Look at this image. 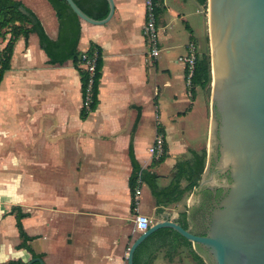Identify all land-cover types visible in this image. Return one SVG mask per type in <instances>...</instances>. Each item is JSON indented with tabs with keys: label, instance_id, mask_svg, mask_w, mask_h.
<instances>
[{
	"label": "crops",
	"instance_id": "0c3cea01",
	"mask_svg": "<svg viewBox=\"0 0 264 264\" xmlns=\"http://www.w3.org/2000/svg\"><path fill=\"white\" fill-rule=\"evenodd\" d=\"M21 1L56 38L54 9L42 0ZM113 2L105 22L80 19L79 50L95 43L102 58L98 103L85 117L80 116L81 81L72 61L49 63L34 32L27 41L23 36L14 40L10 65L0 79V192L4 193L0 262H26L32 257L26 248L17 247L21 238L14 207L28 212L21 218L32 236L28 243L43 253L45 264H127L128 248L141 233L126 221L135 208L148 215L150 225L165 218L179 221L185 210L189 227V200L185 209L167 211L165 205L156 204L144 181L140 199L131 209L128 144L132 137L140 165L156 172L157 183L163 186L159 184L163 176L177 170V160L199 143L195 137L201 139L208 132L209 107L205 99L197 105L198 87L191 91L186 86L184 64L177 60L190 36L199 37L203 18L196 0H156L160 52L148 59L143 0ZM9 37L10 32L0 36V50ZM155 112L160 115L159 126ZM158 128L164 134L166 156L154 164L156 157L148 148ZM40 200L59 205L32 208ZM70 201L76 202L75 211L67 209L65 203ZM54 216L57 225L49 221ZM194 251L201 255L192 241L174 239L172 234L149 264H197ZM149 253L143 245L138 264H144Z\"/></svg>",
	"mask_w": 264,
	"mask_h": 264
},
{
	"label": "water",
	"instance_id": "95a60500",
	"mask_svg": "<svg viewBox=\"0 0 264 264\" xmlns=\"http://www.w3.org/2000/svg\"><path fill=\"white\" fill-rule=\"evenodd\" d=\"M79 18L103 23L66 0ZM210 123L206 164L189 199V227L159 219L130 244L170 227L193 242L207 264H264V0H207ZM173 174V173H172ZM38 261L29 258L25 264Z\"/></svg>",
	"mask_w": 264,
	"mask_h": 264
},
{
	"label": "trees",
	"instance_id": "16d2710c",
	"mask_svg": "<svg viewBox=\"0 0 264 264\" xmlns=\"http://www.w3.org/2000/svg\"><path fill=\"white\" fill-rule=\"evenodd\" d=\"M58 20V31L56 38H51L44 30L38 15L21 0H0V36L6 32H10V37L5 46L0 50V79L5 69L10 65V60L13 52L14 40L23 36L27 41L29 34L34 32L38 36V44L44 50L48 59L47 61L52 64H61L65 60L70 59L73 65L78 69L81 81L82 97L85 94V89L89 82L88 72L79 66L80 53L78 48V40L80 37V19L78 15L72 10L66 0H47ZM76 4L89 16L94 18H103L109 11V4L107 0H74ZM155 10L157 9L156 0ZM199 4L206 5L207 0H196ZM186 28L192 32L190 26L186 23ZM193 39V36H190ZM96 48L97 57L95 61V70L92 76L91 88L92 98L90 101V109L86 110L81 106L80 116L85 117L90 111L94 110L98 103V83L100 78V69L102 66L101 48L95 43H91L89 49L86 50L88 54ZM211 81V68H210V55L207 52L201 55L196 54V63L191 76L190 90L194 91L195 87L205 88ZM191 157L178 159L176 162L177 173L172 178V181L165 186H159L157 183L158 174L147 168H143L134 155L132 146V137L128 144V156L131 164V171L128 177L131 195L136 177H140L150 188L152 195L155 198L156 204L166 205L170 202L178 201L182 198L184 193H188L194 186L198 184L200 175L205 165V149L201 152L191 150ZM166 156V145L164 144V152L154 159L153 163L161 162ZM181 179H185L186 183L181 185ZM134 201L130 203L131 209L134 208ZM12 211L15 212V225L18 229V235L21 241L17 247H24L31 256H43L42 252L34 251L28 243L32 238L23 227L21 218L28 214L27 211H21L19 207H14ZM159 211V209H158ZM179 223L183 227H187L186 211L182 210L179 215ZM174 234L186 243L191 241L177 231L170 227H160L150 233L135 249L133 255L134 264H138V254L140 253L143 245L150 249V253L145 259L144 264H149L155 257V250L166 243L170 236ZM153 237L152 241L147 243V238ZM194 260L197 264H207L203 257L196 253H192ZM0 264H25L22 260L9 259ZM31 264H40L34 261Z\"/></svg>",
	"mask_w": 264,
	"mask_h": 264
},
{
	"label": "built area",
	"instance_id": "2783aa9c",
	"mask_svg": "<svg viewBox=\"0 0 264 264\" xmlns=\"http://www.w3.org/2000/svg\"><path fill=\"white\" fill-rule=\"evenodd\" d=\"M145 6V21L143 23L142 32L146 38L148 45V59H154L159 55L160 52V40L158 33V25L156 19V10L154 0H143ZM196 45L193 41H189L186 45V50L179 54L177 60L184 64L185 67V83L190 89L191 87V76L196 63ZM97 57V49L94 48L90 54L86 51L80 53V62L83 69H85L89 74V82L85 89V94L82 97V106L86 110L90 109V101L92 98V76L95 70V61ZM156 125L159 126L160 121L156 113ZM165 138L162 130L159 128L155 131L153 140L148 148L149 152L154 155V157H159L164 152ZM142 180L140 177H136L135 184L133 187L132 199L134 203H138L140 199ZM133 229L139 232L146 230L150 226V219L146 213L137 211L132 218Z\"/></svg>",
	"mask_w": 264,
	"mask_h": 264
},
{
	"label": "rangeland",
	"instance_id": "374dc122",
	"mask_svg": "<svg viewBox=\"0 0 264 264\" xmlns=\"http://www.w3.org/2000/svg\"><path fill=\"white\" fill-rule=\"evenodd\" d=\"M42 1L47 3V5H49V7L52 10V7H51L50 3L47 0H42ZM197 4H198L197 6H198V9H199V14L203 18V23H202L203 27H202L201 33L199 34V37L195 38V39L193 38V39H191L189 41H193L195 43L197 54L201 55L202 53L207 52L210 55L207 3H206V5H204V4H199L197 2ZM210 90H211V81H210V83L208 84L207 87H205V88H199L198 87V89L196 91L197 105L198 104L202 105V102L205 99V103L208 105L209 110H210ZM156 113H158V112H155V115H156ZM161 118H162V108H161ZM172 122H176V118ZM208 123H210V117H209V122ZM208 134H209V130H208V132L205 134V136L203 138L200 139V137H195V140H196L195 143L197 141L199 143L196 144V145H191L190 147H188L187 153L184 154L183 156H181L179 159L186 158V157H191V155H192L191 152H190L191 150H195V151L201 152V151H203L205 149V164H206ZM204 167H205V165H204ZM176 173H177V170H175L173 172V174H170V173L167 172L166 176H163V178L159 181V184L161 183V185H163V186L167 185L168 183H170L172 181V178L175 176ZM180 183H181V185H184L186 183L185 179H181ZM192 191H193V189H191L188 193L187 192L184 193V195L182 196V198L180 200L175 201V202H170V203L166 204L165 205V207H166L165 209L167 211H172V209H174V208H176V210L185 209L186 208V202L190 199ZM51 203H54V205H56V206L59 205L56 202L40 200L38 202H33L32 203V208L36 207L37 205H41L43 208L47 207V209H49L50 206H51ZM65 204H66V207H67L68 210L75 211V209H76V202L75 201H70L68 203L66 202ZM60 208H62V207H59V209ZM187 208H188V206H187ZM136 212H137V209L135 208V211L132 210V212H130V214L128 215V218L126 220L131 227H133L132 218H133V216L135 215ZM50 220L52 222L54 221V224L56 223V225H57L58 218H55V216H54L53 219H50V217H49V221ZM48 234H50V231L48 232ZM40 242H41V239L37 240L35 242V244L40 243ZM2 262H4V261H2Z\"/></svg>",
	"mask_w": 264,
	"mask_h": 264
},
{
	"label": "clouds",
	"instance_id": "9594fccd",
	"mask_svg": "<svg viewBox=\"0 0 264 264\" xmlns=\"http://www.w3.org/2000/svg\"><path fill=\"white\" fill-rule=\"evenodd\" d=\"M0 195H4V193L3 192H0Z\"/></svg>",
	"mask_w": 264,
	"mask_h": 264
},
{
	"label": "flooded vegetation",
	"instance_id": "af4514ba",
	"mask_svg": "<svg viewBox=\"0 0 264 264\" xmlns=\"http://www.w3.org/2000/svg\"><path fill=\"white\" fill-rule=\"evenodd\" d=\"M198 185V184H197Z\"/></svg>",
	"mask_w": 264,
	"mask_h": 264
}]
</instances>
